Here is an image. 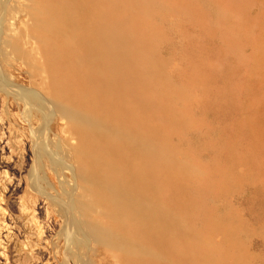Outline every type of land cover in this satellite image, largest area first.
Returning <instances> with one entry per match:
<instances>
[{
    "label": "rangeland",
    "instance_id": "1",
    "mask_svg": "<svg viewBox=\"0 0 264 264\" xmlns=\"http://www.w3.org/2000/svg\"><path fill=\"white\" fill-rule=\"evenodd\" d=\"M173 1L178 2L109 0L98 27L84 40L85 47L77 52L81 59L79 62L76 56L79 72L69 73V79L79 86L87 105L108 120L107 99L117 97L120 81L125 83L122 96L135 98L141 112L150 115L155 123L163 115L176 113L174 109L178 107L180 122L170 131L171 157L154 141V153L159 156L153 160L157 163L156 170L162 161L177 159L178 167L192 164L185 161L180 147L182 141H192L200 134L207 136L213 131L227 136L224 155L221 157L218 152L213 154L216 158L200 157L197 164L201 168L195 165L193 180L187 184L209 194L208 206L213 202L220 204L219 207L227 204L234 209L241 218L236 222L239 244L226 245L223 233L205 232L199 250L194 246L185 247L180 254L187 264H263L264 0H189L195 2L201 17L195 20L169 11ZM206 4L219 5L222 9L224 40L211 39L203 31V25L213 20ZM224 14L231 19L235 30L223 19ZM4 16L0 10V19ZM28 17L25 12L9 15L8 29L0 44L5 58L0 62V71L12 85L9 88L0 81V264H115L105 247L86 262L82 263L80 257H75L73 263L67 260L72 251L73 232L66 230L69 219L61 200L74 185V179L67 169L61 175L62 168L57 170L43 157L40 148L46 145L52 156L74 164L69 146L77 142L67 130V120L53 115L36 101L43 95L49 99L45 85L51 78L48 72L32 70L25 64L27 60L31 65L44 62L38 39L26 30L31 22ZM10 35H16L14 41L6 42ZM151 36L163 67L158 66V72L147 68L154 52L149 42ZM91 40L95 46H91ZM15 47L29 58L19 57ZM129 48L134 54L129 70L137 77L136 93L128 89L134 78L119 70ZM102 62L104 67L99 72ZM24 92L32 95L28 97ZM112 106L128 126L141 124L138 114L131 115L120 104ZM145 139L142 134L144 148L152 149L153 143ZM208 142L215 149L219 146L216 139ZM247 229L249 232H244ZM240 254L245 257L242 262L237 261Z\"/></svg>",
    "mask_w": 264,
    "mask_h": 264
},
{
    "label": "bare ground",
    "instance_id": "2",
    "mask_svg": "<svg viewBox=\"0 0 264 264\" xmlns=\"http://www.w3.org/2000/svg\"><path fill=\"white\" fill-rule=\"evenodd\" d=\"M27 1L30 3H22L20 0L0 1L1 13L5 15L4 19H0V44L1 37L6 34L5 29H8L6 24L9 15L11 17L16 12H25L31 21L28 26L25 25L26 30L36 36L39 53L44 57L41 65H31L30 60L25 61V64L32 70L48 72L51 78L45 85L49 99L43 95L36 101L53 115L58 114L61 119H66L67 130L70 131L72 138H76L77 143L69 146V156L74 160V164H66L64 160L55 158L56 155L52 156L46 145L40 148L43 157L48 158L57 170L62 168L61 175L67 169L74 179L72 181L74 185L69 187L64 199L61 200L69 219L66 230L73 232L70 239L72 251L67 260L73 263L75 257H80L82 263L86 262L105 247L110 251L109 258L117 262L115 264H187L180 251L193 246L199 250L204 233L215 231L223 233L226 245L239 244L240 236L236 222L241 218L234 209L227 204L219 207L220 204L212 202L210 206L214 209L211 210L207 204L209 194L187 184L195 174L196 166H199L197 160L200 157L208 158L210 155L212 158L211 156L214 157L213 154L218 152L221 153V157L224 155L227 136L223 134L221 136L213 131L215 133L210 132L207 136L200 134L192 141L185 140L181 142L182 144L179 142L185 161L192 164L187 163L188 166L178 167L179 162L174 159V162L162 161L156 170L157 163H153V160L155 156H159L154 153V141L161 145L163 153H168L171 157L168 151L172 141L170 131L180 122L177 116L180 115L178 107L174 109L176 113L163 115L161 121L155 123L150 115L141 112L139 102L135 98L122 96L125 83L120 81L116 88L117 97L109 96L107 99L106 105L110 116L108 120L87 105L80 94L79 86L69 79L71 77L69 73L79 72L77 52L85 47L84 40L98 27L109 0ZM193 2L173 1L168 10L173 11L175 15L178 13L190 19H200L195 8L197 5L195 6ZM206 7L212 11L213 20L203 25V31L211 39L220 37L224 40L225 33L221 31L222 9L219 5L212 4H206ZM223 19L231 28L234 27L231 19L225 14ZM257 19H260V16ZM15 36H8L6 42H13ZM149 42L154 52L147 68L158 72L157 68L161 65L160 55L156 53L152 36ZM93 43L91 46H95ZM15 51L22 59L29 58L17 47ZM125 53L123 54L125 60L121 59L119 70L126 71L134 78L128 89L131 93H136L137 77L129 70L134 54L130 52V48ZM1 60H5L2 52L0 62ZM79 60L81 62V59ZM94 64L96 66L97 63ZM103 67L102 62L97 70L100 72V68ZM0 81L4 86L9 88L12 86L1 71ZM108 93L109 91L106 92ZM23 95L29 97L32 94L24 92ZM114 104H120L127 111L130 110L131 115L138 114L141 124L137 122L133 128L131 125L128 126L119 116L120 113L112 109ZM31 107L34 108L33 105ZM142 134L145 135V142L153 143L152 149L144 148L140 140ZM208 139H216L219 146L215 149L214 145L209 144ZM104 218H108L109 221H104ZM114 230H117L116 234L113 233ZM244 232H249V229ZM237 258L239 262L245 259L243 254Z\"/></svg>",
    "mask_w": 264,
    "mask_h": 264
}]
</instances>
